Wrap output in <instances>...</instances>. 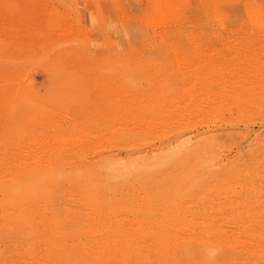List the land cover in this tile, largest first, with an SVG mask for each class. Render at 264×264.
I'll use <instances>...</instances> for the list:
<instances>
[{"label": "rangeland", "instance_id": "obj_1", "mask_svg": "<svg viewBox=\"0 0 264 264\" xmlns=\"http://www.w3.org/2000/svg\"><path fill=\"white\" fill-rule=\"evenodd\" d=\"M0 264H264V0H0Z\"/></svg>", "mask_w": 264, "mask_h": 264}, {"label": "bare ground", "instance_id": "obj_2", "mask_svg": "<svg viewBox=\"0 0 264 264\" xmlns=\"http://www.w3.org/2000/svg\"><path fill=\"white\" fill-rule=\"evenodd\" d=\"M202 146V145H201ZM193 156V155H192ZM170 169V168H169ZM142 257V256H141Z\"/></svg>", "mask_w": 264, "mask_h": 264}]
</instances>
